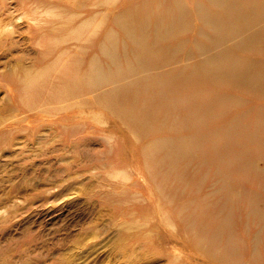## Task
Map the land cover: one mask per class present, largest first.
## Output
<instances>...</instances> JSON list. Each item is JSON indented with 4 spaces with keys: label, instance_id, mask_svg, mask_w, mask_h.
Segmentation results:
<instances>
[{
    "label": "rangeland",
    "instance_id": "obj_1",
    "mask_svg": "<svg viewBox=\"0 0 264 264\" xmlns=\"http://www.w3.org/2000/svg\"><path fill=\"white\" fill-rule=\"evenodd\" d=\"M133 2L0 0V264H214L154 213L149 147L177 134L138 137L125 91L111 105L110 86L59 88L73 68L106 64L109 34L122 46L117 19ZM124 47L114 54L128 65Z\"/></svg>",
    "mask_w": 264,
    "mask_h": 264
},
{
    "label": "bare ground",
    "instance_id": "obj_2",
    "mask_svg": "<svg viewBox=\"0 0 264 264\" xmlns=\"http://www.w3.org/2000/svg\"><path fill=\"white\" fill-rule=\"evenodd\" d=\"M136 1L117 19L122 46L109 34L106 64L93 58L85 76L73 68L59 88L110 86L111 105L125 91V118L138 137L155 129L177 134L147 154L160 223L176 229L191 255L264 264V0ZM120 47L129 48L128 65L114 54ZM191 163L199 175L188 173Z\"/></svg>",
    "mask_w": 264,
    "mask_h": 264
}]
</instances>
